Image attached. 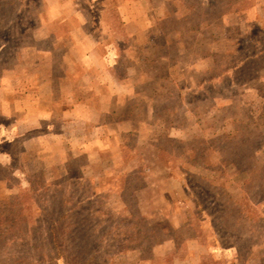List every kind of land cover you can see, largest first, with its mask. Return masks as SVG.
Listing matches in <instances>:
<instances>
[{
    "label": "rangeland",
    "instance_id": "374dc122",
    "mask_svg": "<svg viewBox=\"0 0 264 264\" xmlns=\"http://www.w3.org/2000/svg\"><path fill=\"white\" fill-rule=\"evenodd\" d=\"M0 264H264V0H0Z\"/></svg>",
    "mask_w": 264,
    "mask_h": 264
}]
</instances>
